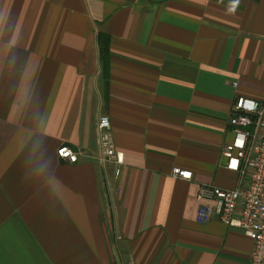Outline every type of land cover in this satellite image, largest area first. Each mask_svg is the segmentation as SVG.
<instances>
[{
	"label": "crops",
	"instance_id": "crops-1",
	"mask_svg": "<svg viewBox=\"0 0 264 264\" xmlns=\"http://www.w3.org/2000/svg\"><path fill=\"white\" fill-rule=\"evenodd\" d=\"M238 96L264 99V0H0V264H250L242 230L197 219L200 186H236Z\"/></svg>",
	"mask_w": 264,
	"mask_h": 264
},
{
	"label": "built area",
	"instance_id": "built-area-1",
	"mask_svg": "<svg viewBox=\"0 0 264 264\" xmlns=\"http://www.w3.org/2000/svg\"><path fill=\"white\" fill-rule=\"evenodd\" d=\"M229 125L232 140L225 144L222 155L225 167L237 174L234 188L207 184L197 194L199 222L212 218L242 230L254 242L250 264H264V99L238 96L234 102ZM99 162L115 165L118 177L124 164L123 153L116 148L110 120L98 121ZM79 152L64 145L58 148L60 159L76 162ZM175 177L190 180L192 171L175 167Z\"/></svg>",
	"mask_w": 264,
	"mask_h": 264
},
{
	"label": "trees",
	"instance_id": "trees-1",
	"mask_svg": "<svg viewBox=\"0 0 264 264\" xmlns=\"http://www.w3.org/2000/svg\"><path fill=\"white\" fill-rule=\"evenodd\" d=\"M98 49L100 60L104 65H107L109 52H110V37L108 34L99 32L97 35Z\"/></svg>",
	"mask_w": 264,
	"mask_h": 264
}]
</instances>
